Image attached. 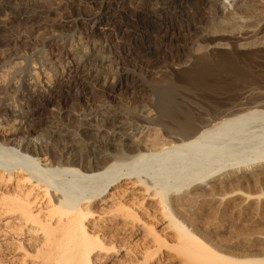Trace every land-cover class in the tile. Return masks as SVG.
I'll return each mask as SVG.
<instances>
[{
  "label": "rangeland",
  "instance_id": "374dc122",
  "mask_svg": "<svg viewBox=\"0 0 264 264\" xmlns=\"http://www.w3.org/2000/svg\"><path fill=\"white\" fill-rule=\"evenodd\" d=\"M55 1L46 6L47 0H0L5 7L8 5V10L0 14V50L8 49L11 40L18 43V53L0 69V86L9 87H3L5 105L17 104L13 88L17 83L37 79L45 56L39 48L26 51L25 43L40 42L38 37L47 28L35 29L60 19L52 12L60 0ZM213 1L215 4L203 3L202 11L191 20L192 28H183L186 36L177 44L174 56H162L159 63L148 66L146 74L141 73L143 89L126 93L117 88L108 100L70 92L65 103L60 102L63 93L55 91L53 103L41 101V108L30 119L28 111L25 117L29 116V121L22 126L26 128L18 131L22 123L15 114L4 117L9 147L18 149L29 141L50 152L67 143L81 147L95 140L99 128L103 133L115 127L130 132L129 126L136 132L134 138L155 146L165 137L162 125L175 127L171 117L198 120L240 101L259 103L264 98V0ZM23 5L33 7L28 14L33 15L31 20H26L25 13L16 12ZM11 8L15 14H11ZM12 15L15 20L8 19ZM62 33L71 39V30ZM215 44L225 49L213 51ZM127 68L131 70L132 64ZM87 100L91 115L83 118ZM149 116L164 121L156 125L149 122ZM108 117L114 120L105 121ZM248 127L260 131L263 121H253ZM43 158L45 155H40ZM263 168H234L199 184L173 189L168 194V208L134 178L122 180L91 205L94 215L86 223L90 233L97 236L92 264H231L229 259L264 258ZM16 183L17 180L5 182L0 176V202L6 189L12 190ZM0 211V264H42L43 252L49 249L42 246L45 232L38 231L37 224L21 226L19 220ZM172 216L197 239L184 237L179 227L169 221Z\"/></svg>",
  "mask_w": 264,
  "mask_h": 264
},
{
  "label": "bare ground",
  "instance_id": "6f19581e",
  "mask_svg": "<svg viewBox=\"0 0 264 264\" xmlns=\"http://www.w3.org/2000/svg\"><path fill=\"white\" fill-rule=\"evenodd\" d=\"M54 1L47 0L44 5ZM83 2L60 0L52 11L60 19L35 29L47 28L38 37L40 42L25 43L26 51L39 48L45 58L36 80L13 87L17 104H4L3 87L7 84L0 86V176L5 182L17 180L12 190L11 187L6 192L2 190L0 207L4 216L10 214V218L19 220V225L37 224L38 231L45 232L42 246L49 249L43 252L42 264H92L97 236L90 233L86 223L94 215L91 205L124 179L134 178L149 195L159 196L166 208L168 194L173 189L199 184L234 168L264 167V98L254 105L240 101L210 118L171 117L175 127L162 125L165 137L155 146L134 138L136 132L129 126L130 132L115 127L103 133L99 128L98 137L91 143L80 144L81 147L67 143L62 149L50 152L30 141L20 144L18 149L9 147L4 117L15 114L22 123L18 131L26 128L23 124L41 108V101L54 102L55 91L63 93L60 102L65 103L70 92L79 97L108 100L117 88L126 93L143 89L141 73L146 74L148 66L159 63L162 56H174L177 44L186 36L183 28L194 26L191 20L202 11L203 3L215 4L213 0ZM7 7L0 2V14ZM30 7L33 8L23 5L16 12L28 15ZM11 14H15L14 8ZM32 16H26V20ZM14 17L8 19L15 20ZM64 30H71L70 40L62 33ZM17 44L11 40L8 49L0 50V69L18 53ZM211 48L213 51L225 49L221 44ZM128 64H132L131 70ZM88 101L83 105V118L91 115ZM28 111L31 115L25 117ZM159 119L152 116L149 122L163 123ZM104 120L113 121L114 117ZM261 120L262 130L253 131L248 127L251 122ZM40 155L45 158L40 159ZM228 165L230 169H226ZM169 221L179 227L184 237L197 239L198 236L174 217ZM230 260L231 264H264V258Z\"/></svg>",
  "mask_w": 264,
  "mask_h": 264
}]
</instances>
